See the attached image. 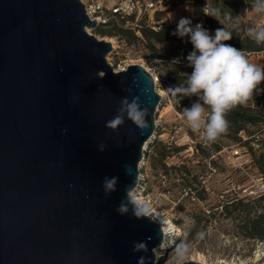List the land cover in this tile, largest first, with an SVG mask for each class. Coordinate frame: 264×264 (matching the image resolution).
I'll return each mask as SVG.
<instances>
[{
	"label": "water",
	"instance_id": "water-1",
	"mask_svg": "<svg viewBox=\"0 0 264 264\" xmlns=\"http://www.w3.org/2000/svg\"><path fill=\"white\" fill-rule=\"evenodd\" d=\"M87 28L80 0H0V264H161L165 234L132 196L160 95L142 64L114 70ZM136 96L149 127L107 128Z\"/></svg>",
	"mask_w": 264,
	"mask_h": 264
},
{
	"label": "rangeland",
	"instance_id": "rangeland-1",
	"mask_svg": "<svg viewBox=\"0 0 264 264\" xmlns=\"http://www.w3.org/2000/svg\"><path fill=\"white\" fill-rule=\"evenodd\" d=\"M176 1L163 0L165 9L159 16L165 19L161 28L177 24L180 17L200 23V3L192 0V7L196 9L193 14L185 10L187 2ZM212 2L216 5L215 0ZM243 3L239 14L244 24L240 35L233 36L235 40L248 37L249 23L264 24V16H254ZM207 19L211 31L222 27L216 19L205 16ZM112 28L106 27L105 34L98 27L90 32L97 38L113 37L116 47L112 46L106 54L113 69L144 64L157 77V81L153 78L155 91L158 94V90L164 91L163 96L159 94V109L155 113V137L143 151L140 165V178L145 187L142 195L150 198L149 204L177 227L174 234L169 233L165 245L155 249L156 260L161 264L188 260L199 264H264V239L251 237L242 226L248 211L252 213L264 207V194H261L264 175L256 161L264 151V137L245 139L250 132L261 127L263 130V123L248 125L245 132L238 133V139L219 136L213 142L205 141L183 118V108L190 107L194 101L182 107L181 100L173 99L167 91L179 84L173 78L180 71H192L185 59L189 52L176 42L163 41L155 43L162 54L159 57L147 47L141 30L133 32L136 37H132L117 30L120 27ZM242 51L250 62L264 67V50ZM173 54L185 58L175 63L178 58ZM193 174H196L194 179ZM237 199L241 200L240 204ZM232 201L236 202L234 206L243 209L238 216L234 206L224 207Z\"/></svg>",
	"mask_w": 264,
	"mask_h": 264
},
{
	"label": "clouds",
	"instance_id": "clouds-1",
	"mask_svg": "<svg viewBox=\"0 0 264 264\" xmlns=\"http://www.w3.org/2000/svg\"><path fill=\"white\" fill-rule=\"evenodd\" d=\"M244 2L254 16H264V0ZM185 10L195 13L192 0H187ZM200 11L216 19L222 27L213 32L202 23L194 24L189 17L179 18L172 35L187 38L185 42L191 43L192 50L185 59L192 71L186 73L182 84L169 87L167 91L173 99L197 97L190 107L183 108V118L193 132L200 133L205 141L213 142L228 130L227 114L252 99L258 86L264 82V67L250 62L241 49L226 43L233 38V32L240 31L244 24V18L239 13L233 15L232 11L214 5L212 0H206ZM246 31L255 44L264 45V24L249 23ZM174 62L180 61L176 59ZM147 115L148 108L141 106L138 96L131 101L124 97L117 114L105 126L115 131L127 118L139 129L145 130L149 127ZM105 147L100 144L99 150L104 151ZM124 167L130 174L131 166L126 164ZM117 182L118 177L106 176L102 182L105 193L115 191ZM117 211L124 214L127 209L121 203Z\"/></svg>",
	"mask_w": 264,
	"mask_h": 264
},
{
	"label": "trees",
	"instance_id": "trees-1",
	"mask_svg": "<svg viewBox=\"0 0 264 264\" xmlns=\"http://www.w3.org/2000/svg\"><path fill=\"white\" fill-rule=\"evenodd\" d=\"M187 2V0H177L176 2ZM197 1L198 3H203L205 0H193ZM244 0H215L216 6L220 7L223 10L226 11H232V14L235 15L236 13H239V8L244 6L243 3ZM163 11V10H162ZM162 11L156 12V18H161L159 14ZM208 29L211 30L209 27V22L207 19ZM176 25H170V26H164L163 28L160 27L158 30H154L148 26H142L141 28V34L146 40L147 47L157 56L161 57L160 50L156 47L155 43H160L163 41H171L178 43L179 46H182L186 52H190L192 50V45L190 42H185L187 38L181 39L177 36L172 35L173 31L176 28ZM116 27L112 28L114 30ZM242 29V27H241ZM98 30L101 33H106L107 30L105 27H98ZM117 30L128 33L132 37H136L133 34V30L127 29V28H117ZM237 35V37L240 35V31L233 32V36ZM226 43H230L233 46H235L238 49L246 50V51H260L264 50V45H257L255 44L251 39L248 37H244L241 40H235L234 38L231 39V41H227ZM172 55V54H170ZM175 57H177L179 60H183L185 58L184 55L180 54H173ZM186 73H189L188 70H182L179 72L177 76L173 78L174 82H182L184 81L186 77ZM197 97H185L181 99V106H189L192 101H195ZM227 120L229 122L228 130L221 134L220 136H224L230 139H238V133L245 132L248 125H254V124H261L264 123V85H259L257 91L254 92L253 98L250 99L246 104L238 105L235 108H233L228 114H227ZM259 124V125H260ZM259 131V130H258ZM257 133V131L250 132L248 136H246V140H253L254 137H249L252 134ZM245 137V136H244ZM261 139V138H260ZM258 139V140H260ZM240 140V138H239ZM264 141V139L262 140ZM258 167L260 168V171L264 175V151H262L258 158H257ZM193 179L196 177V174L192 175ZM264 177V176H263ZM191 190V189H190ZM264 198V197H263ZM237 204H240L241 200L237 199ZM236 202H230L226 203L224 205L225 209H227L228 206H234ZM234 210H238L237 216L240 214V211L243 209L240 207L234 206ZM246 210V209H244ZM243 228L245 229L246 233L249 234L251 237L261 238L264 239V207H261L258 210L253 211L252 213L248 211L246 215L244 216Z\"/></svg>",
	"mask_w": 264,
	"mask_h": 264
},
{
	"label": "built area",
	"instance_id": "built-area-1",
	"mask_svg": "<svg viewBox=\"0 0 264 264\" xmlns=\"http://www.w3.org/2000/svg\"><path fill=\"white\" fill-rule=\"evenodd\" d=\"M84 6V10L89 19H95L96 28L97 27H121L133 30L134 32H140L142 26H148L154 30L160 29L162 22L165 17L156 18V12L165 9L163 0H80ZM206 0L201 3V8L205 4ZM205 16L201 12L199 17V22L203 24L205 28L208 29L207 21H205ZM95 29V28H94ZM87 28L90 32L91 30ZM127 67V66H126ZM126 67H122L119 70H123ZM149 70V69H148ZM150 71V70H149ZM155 81H157L156 76L153 75ZM156 128V122L154 121ZM264 125V123H263ZM264 130V129H263ZM262 127L257 133L252 134L249 137H254V140H258L264 137ZM155 132V130H154ZM245 139H247L245 137ZM143 151V149H142ZM138 177L137 184L134 193L145 194L144 181L141 180L140 175V163L138 164ZM264 194V183H263ZM150 203V198L145 199ZM144 212L148 211L145 206L140 207ZM146 213V212H145ZM153 219L157 220L156 216H151Z\"/></svg>",
	"mask_w": 264,
	"mask_h": 264
},
{
	"label": "bare ground",
	"instance_id": "bare-ground-1",
	"mask_svg": "<svg viewBox=\"0 0 264 264\" xmlns=\"http://www.w3.org/2000/svg\"><path fill=\"white\" fill-rule=\"evenodd\" d=\"M105 40H108L111 42L112 46L115 48L116 44L114 43V39L113 37H104ZM143 66H145L144 64H142ZM146 67V66H145ZM116 70V69H114ZM154 74V73H153ZM157 79V77H156ZM159 94L161 96H163L164 91L162 90H158ZM157 109H159V105L157 107ZM157 125V123H156ZM153 137H155V132L147 139V141L145 142L144 146H143V151L146 149L148 143L150 141L153 140ZM140 165H141V161H140ZM133 199L135 200V202L138 204L139 207L145 206L146 208H148V211L145 210V212L151 216H156L157 217V221L159 222L164 234H165V240L163 242V245H165V243L167 242V236L169 235V233L174 234L175 231L177 230L176 224H174V222L165 214H163L162 212L156 210L154 207H152V205H150L147 200H145L144 196L142 194H137V193H132ZM241 264H244V262H241Z\"/></svg>",
	"mask_w": 264,
	"mask_h": 264
}]
</instances>
